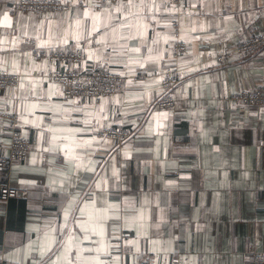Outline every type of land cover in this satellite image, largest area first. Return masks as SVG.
<instances>
[{"label": "crops", "instance_id": "crops-1", "mask_svg": "<svg viewBox=\"0 0 264 264\" xmlns=\"http://www.w3.org/2000/svg\"><path fill=\"white\" fill-rule=\"evenodd\" d=\"M69 1L67 11L16 14L0 0V67L21 75L0 107L18 114L31 142L25 159L0 169V183L20 193L0 201V264H237L264 252V105L230 98L264 84V46L204 62L264 29V0L133 1L112 4L111 18L93 0ZM177 12L188 49L176 106L161 110ZM53 48L81 49L82 71H122L125 87L64 101L41 56ZM116 125L132 131L122 148L100 135ZM9 142L0 123V160Z\"/></svg>", "mask_w": 264, "mask_h": 264}, {"label": "built area", "instance_id": "built-area-1", "mask_svg": "<svg viewBox=\"0 0 264 264\" xmlns=\"http://www.w3.org/2000/svg\"><path fill=\"white\" fill-rule=\"evenodd\" d=\"M12 4V11L16 14L30 12L67 11L71 7V2L64 0H8ZM126 0H110L116 5ZM137 3H145L153 0H133ZM172 7H177L183 0H169ZM105 0H93V5H104ZM97 9L102 7H96ZM181 13L176 14L171 19V27L174 29L175 39L172 43V62L165 66L160 73V86L162 97L157 102V107L161 110L173 111L176 106V98L173 89L178 85L182 76V66L180 63L182 55L188 49V43L180 36ZM264 46V29L258 27L255 31L240 40L232 47L224 48L204 62L216 60L226 63L232 54L250 55L259 51ZM206 52L208 45L201 48ZM50 65L47 77L51 81L61 84V97L64 101L73 100L82 96L94 99L96 102L107 99L118 94L126 84V76L122 71L112 69L108 66H100L91 71H82L77 68V64L83 61L84 53L81 49H46L41 52ZM21 83V75L0 67V91L12 87L17 89ZM230 98L241 104L243 107L264 105V84L257 85L235 91ZM138 124L143 122V117H137ZM0 123L4 131L10 133L8 154L0 160V169L9 167L18 160L25 159L30 150L31 142L19 126L18 114L9 107H0ZM131 129L124 125L107 127L100 131L103 137H111L116 140L117 145L122 148L131 135ZM19 191L8 183H0V201L7 203L12 197L18 196ZM125 264V263H124ZM131 264H156L147 257L137 263ZM168 264H182L179 256L171 258ZM237 264H264V252H256L252 259L245 263Z\"/></svg>", "mask_w": 264, "mask_h": 264}, {"label": "snow or ice", "instance_id": "snow-or-ice-1", "mask_svg": "<svg viewBox=\"0 0 264 264\" xmlns=\"http://www.w3.org/2000/svg\"><path fill=\"white\" fill-rule=\"evenodd\" d=\"M64 2L67 3L68 0H64ZM90 6H92V7H103L104 11L109 13V18H111L110 9L113 7V5L110 3V0H105L104 5H90ZM141 6H143V5L141 4ZM132 7H134L133 0H128V3L127 4H120V3H118L117 5H115L116 11H120L121 9L130 10ZM83 15L87 16L88 13L87 12H84ZM8 19L9 18L6 15L5 16V20H8ZM125 26H127V25H125ZM93 31H99L98 26L95 25V24L93 25ZM89 35H91V33H89ZM124 38L127 39V37H124ZM97 42H99V41H97ZM133 51H139V49H134ZM67 215H68V213L66 212L65 213V216L67 217ZM70 243H71V238L63 245V247L65 249H67ZM49 251H51V249H49ZM49 259L51 260V258H49ZM52 264H56V261L53 260L52 261Z\"/></svg>", "mask_w": 264, "mask_h": 264}]
</instances>
